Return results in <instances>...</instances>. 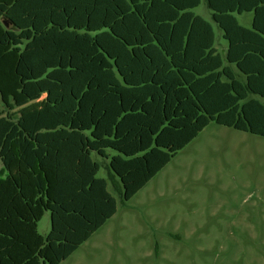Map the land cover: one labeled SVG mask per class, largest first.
<instances>
[{
    "label": "trees",
    "instance_id": "16d2710c",
    "mask_svg": "<svg viewBox=\"0 0 264 264\" xmlns=\"http://www.w3.org/2000/svg\"><path fill=\"white\" fill-rule=\"evenodd\" d=\"M199 4L0 0V264H61L210 122L264 138V0H206L223 54Z\"/></svg>",
    "mask_w": 264,
    "mask_h": 264
},
{
    "label": "rangeland",
    "instance_id": "374dc122",
    "mask_svg": "<svg viewBox=\"0 0 264 264\" xmlns=\"http://www.w3.org/2000/svg\"><path fill=\"white\" fill-rule=\"evenodd\" d=\"M193 12L211 23L223 54L227 42L206 0ZM237 19L250 26L252 13ZM93 157L101 166L97 176L107 178L109 159ZM109 189L116 213L61 264H264L263 137L210 122L127 202L110 183ZM49 230L46 212L38 231Z\"/></svg>",
    "mask_w": 264,
    "mask_h": 264
}]
</instances>
